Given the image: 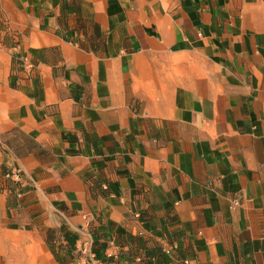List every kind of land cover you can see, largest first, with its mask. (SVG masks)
<instances>
[{
    "label": "crops",
    "instance_id": "1",
    "mask_svg": "<svg viewBox=\"0 0 264 264\" xmlns=\"http://www.w3.org/2000/svg\"><path fill=\"white\" fill-rule=\"evenodd\" d=\"M87 227L104 264H264V0H0V264Z\"/></svg>",
    "mask_w": 264,
    "mask_h": 264
},
{
    "label": "built area",
    "instance_id": "2",
    "mask_svg": "<svg viewBox=\"0 0 264 264\" xmlns=\"http://www.w3.org/2000/svg\"><path fill=\"white\" fill-rule=\"evenodd\" d=\"M86 224H90V218L85 217ZM74 250L77 254V264H104L102 258L94 248V239L89 228L77 238Z\"/></svg>",
    "mask_w": 264,
    "mask_h": 264
}]
</instances>
